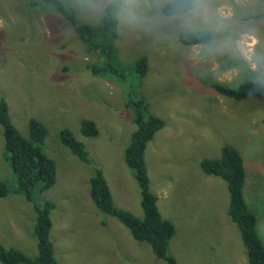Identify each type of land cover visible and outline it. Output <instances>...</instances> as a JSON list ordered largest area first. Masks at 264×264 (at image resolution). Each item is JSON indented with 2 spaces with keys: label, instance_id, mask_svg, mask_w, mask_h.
Here are the masks:
<instances>
[{
  "label": "rangeland",
  "instance_id": "obj_1",
  "mask_svg": "<svg viewBox=\"0 0 264 264\" xmlns=\"http://www.w3.org/2000/svg\"><path fill=\"white\" fill-rule=\"evenodd\" d=\"M63 2L71 4L79 22L98 25L100 20L81 11L77 0ZM255 19L264 28V21ZM115 33L112 47L126 73L125 92L143 96L150 111L165 122L144 159L158 211L175 229L169 253L178 264H247L241 234L227 213L226 184L205 174L199 162L220 158L224 145L239 151L247 174L245 201L257 217V234L264 243V98L237 102L213 91L214 83L231 88L240 84L231 78V61H219V68L189 67L181 51L156 35L117 26ZM142 55L149 70L141 79L132 65ZM101 60L100 51L89 52L44 0H0V98L22 137L28 136L30 119L47 128L42 148L54 160L57 177L52 188L35 189L34 201L55 205L50 238L56 259L60 264H166L153 256L149 245L134 241L117 220L99 211L89 196V180L100 168L115 206L143 217L134 174L123 158L134 130L133 115L123 86L91 72ZM84 118L95 122L97 137L81 135ZM61 129L85 144L91 164L59 142ZM0 181L10 191L0 198V244L33 258L35 213L32 204L14 193L16 180L4 158L1 127Z\"/></svg>",
  "mask_w": 264,
  "mask_h": 264
},
{
  "label": "trees",
  "instance_id": "obj_2",
  "mask_svg": "<svg viewBox=\"0 0 264 264\" xmlns=\"http://www.w3.org/2000/svg\"><path fill=\"white\" fill-rule=\"evenodd\" d=\"M54 11L70 25L88 51H100L102 58L98 65L90 67L94 75L115 78L126 85V73L116 57L112 42L116 38L112 21H99L91 26L79 22L73 12L69 11L63 0H44ZM67 1V0H66ZM71 6V4H70ZM72 8V6H71ZM257 18V17H255ZM188 46V45H186ZM134 73L143 78L149 70L148 58L140 56L132 65ZM221 97L241 101L248 97L264 98V91L257 90L252 83H240L236 88L217 83L210 86ZM126 89V88H125ZM124 89V92H125ZM126 106L131 109L134 130L124 148V163L134 174L140 194L142 218L115 206L111 191L100 168L94 170L89 180V196L96 208L117 220L128 230L132 239L149 245L153 256L166 264H178L169 253V242L175 236L173 224L163 219L157 208V197L149 185L145 163V150L154 135L165 126L162 118L150 111L143 96L130 91L124 93ZM0 127L4 139V158L16 180L15 194L22 195L32 204L35 213L33 235L36 238L37 254L30 258L16 248H6L0 244V264H60L54 255L53 242L50 238L52 229L51 211L53 202L34 201L35 189L45 191L55 185L57 170L54 160L43 151L42 144L47 136L46 126L37 119L28 121V136L22 137L12 124L7 102L0 98ZM80 133L86 138L98 136V128L92 120L84 118L80 122ZM59 142L62 143L78 160L91 164L85 144L78 140L68 129L59 131ZM264 160V154L262 155ZM202 171L208 176L221 179L229 195L228 215L241 234L242 245L246 250L247 264H264V243L257 234V217L246 204L244 190L246 187V170L239 151L231 146H222L221 156L217 159L204 158L199 162ZM8 186L0 181V198L9 194Z\"/></svg>",
  "mask_w": 264,
  "mask_h": 264
},
{
  "label": "clouds",
  "instance_id": "obj_3",
  "mask_svg": "<svg viewBox=\"0 0 264 264\" xmlns=\"http://www.w3.org/2000/svg\"><path fill=\"white\" fill-rule=\"evenodd\" d=\"M77 6L118 28L156 35L189 67L231 61L232 79L264 91V28L255 19L264 21V0H77Z\"/></svg>",
  "mask_w": 264,
  "mask_h": 264
},
{
  "label": "crops",
  "instance_id": "obj_4",
  "mask_svg": "<svg viewBox=\"0 0 264 264\" xmlns=\"http://www.w3.org/2000/svg\"><path fill=\"white\" fill-rule=\"evenodd\" d=\"M218 237V236H217ZM219 238V237H218Z\"/></svg>",
  "mask_w": 264,
  "mask_h": 264
}]
</instances>
